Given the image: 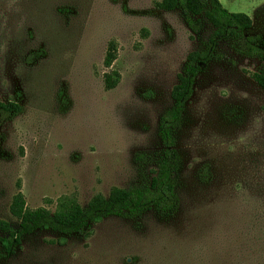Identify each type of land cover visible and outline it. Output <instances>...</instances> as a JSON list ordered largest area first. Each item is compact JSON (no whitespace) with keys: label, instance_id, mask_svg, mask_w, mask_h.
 I'll use <instances>...</instances> for the list:
<instances>
[{"label":"rangeland","instance_id":"374dc122","mask_svg":"<svg viewBox=\"0 0 264 264\" xmlns=\"http://www.w3.org/2000/svg\"><path fill=\"white\" fill-rule=\"evenodd\" d=\"M155 1L0 0V102L21 107L0 125V220L14 229L18 187L27 208L52 212L148 184L171 88L187 55L213 40L172 132L174 210L110 215L82 233L35 229L10 252L0 245V264H264L260 61L240 52L242 39L214 37L202 15L187 16L190 26ZM219 2L264 38V0ZM109 40L116 57L105 67ZM110 70L119 79L105 89Z\"/></svg>","mask_w":264,"mask_h":264},{"label":"trees","instance_id":"16d2710c","mask_svg":"<svg viewBox=\"0 0 264 264\" xmlns=\"http://www.w3.org/2000/svg\"><path fill=\"white\" fill-rule=\"evenodd\" d=\"M154 5L164 11L179 8L186 17L202 15L212 26L214 37L242 39L243 48L240 52L260 61L259 69L251 73V77L264 90V38L259 34L245 33L251 26V19L247 14L228 11L219 0H158ZM186 20L191 26L188 17ZM212 42L213 40L203 51L187 55L186 62L177 75V82L171 88L173 102L161 113L158 122V136L166 148L163 149L162 158L148 184L129 188L111 187L106 195L93 194L83 206L73 200L64 199L57 203L52 212L43 206L27 208L18 187L8 205L9 214L18 221L17 228L14 229L7 222L0 220V229L5 233V236L0 238L3 252H10L11 247L19 243L22 234L35 229L47 228L63 234L82 233L88 223L97 222L106 216L136 217L148 209H154L161 214H169L174 210L177 199L171 171L174 156L173 149L169 148L172 146V132L180 123L184 102L191 93L199 62L207 59ZM115 57V41L109 40L102 64L108 67ZM118 79L116 70L104 73L103 87L112 88ZM20 110V105L14 101L0 102V125Z\"/></svg>","mask_w":264,"mask_h":264}]
</instances>
